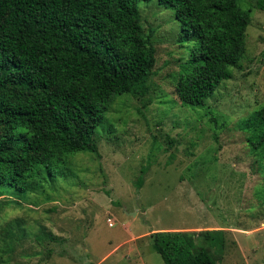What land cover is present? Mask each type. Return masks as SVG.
I'll use <instances>...</instances> for the list:
<instances>
[{
	"label": "rangeland",
	"instance_id": "1",
	"mask_svg": "<svg viewBox=\"0 0 264 264\" xmlns=\"http://www.w3.org/2000/svg\"><path fill=\"white\" fill-rule=\"evenodd\" d=\"M238 4L250 11L242 68L203 107L174 93L193 47L174 12L139 4L156 48L148 94L113 101L94 134L99 159L75 155L41 194L0 186V264H164L151 233L203 229L223 231L217 264H264V147L242 129L264 106V11Z\"/></svg>",
	"mask_w": 264,
	"mask_h": 264
},
{
	"label": "trees",
	"instance_id": "2",
	"mask_svg": "<svg viewBox=\"0 0 264 264\" xmlns=\"http://www.w3.org/2000/svg\"><path fill=\"white\" fill-rule=\"evenodd\" d=\"M151 1L173 11L179 41L193 43L175 96L205 106L242 68L250 11L239 0H0V186L41 194L71 174L75 155L100 158L94 134L110 105L149 92L156 48L139 4ZM255 7L264 11V0ZM242 129L254 133V148L264 147V106ZM222 232L157 231L151 246L164 264H217Z\"/></svg>",
	"mask_w": 264,
	"mask_h": 264
},
{
	"label": "built area",
	"instance_id": "3",
	"mask_svg": "<svg viewBox=\"0 0 264 264\" xmlns=\"http://www.w3.org/2000/svg\"><path fill=\"white\" fill-rule=\"evenodd\" d=\"M107 222H108V225L111 227V226H112V222H111V220L108 219Z\"/></svg>",
	"mask_w": 264,
	"mask_h": 264
},
{
	"label": "crops",
	"instance_id": "4",
	"mask_svg": "<svg viewBox=\"0 0 264 264\" xmlns=\"http://www.w3.org/2000/svg\"><path fill=\"white\" fill-rule=\"evenodd\" d=\"M130 251H132V249H130Z\"/></svg>",
	"mask_w": 264,
	"mask_h": 264
}]
</instances>
